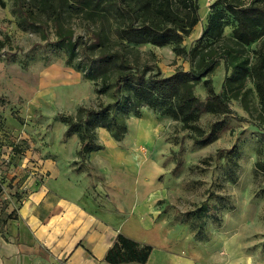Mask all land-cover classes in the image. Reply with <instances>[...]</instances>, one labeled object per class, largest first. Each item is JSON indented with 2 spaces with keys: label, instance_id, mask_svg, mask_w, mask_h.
Here are the masks:
<instances>
[{
  "label": "rangeland",
  "instance_id": "obj_1",
  "mask_svg": "<svg viewBox=\"0 0 264 264\" xmlns=\"http://www.w3.org/2000/svg\"><path fill=\"white\" fill-rule=\"evenodd\" d=\"M4 2V7L0 5V204L11 198L15 205L22 203L30 192L22 180L29 176L31 181L53 174L71 178L75 153L72 167L81 170L95 200L110 204L111 211H132L136 202L129 201L127 191L137 179H144L147 215L155 214L169 225L165 238V231L151 234L156 249L166 239L167 252L186 256L194 264H264V169L258 167L264 166V115L254 84L249 81L246 90L231 100L233 115L204 113L194 131L191 123L163 107L154 110L129 101L132 89L122 85L120 105L104 116L91 115L86 127L100 145L103 134L109 135L131 167L114 168L110 155L100 153L90 161L103 146L80 154V129L66 136L71 118L84 120L81 108L99 110L114 102L116 79L130 69L144 79L157 72L168 77L190 70L187 56L176 55L173 45L138 43L124 33L129 23L148 21L146 13L152 12L154 0H26L27 22L15 0ZM197 2L200 21L180 44L186 51L197 44L214 8L249 0ZM226 22L224 35L231 37L234 21L228 16ZM260 48L264 37L247 47L250 61ZM109 53L121 54L127 66L122 67L117 57L101 63ZM230 72L220 60L208 75L216 92ZM194 84L192 94L205 101V86ZM220 118H225V126L210 142L191 138L208 133ZM151 131L158 133L154 140ZM139 167L142 175L134 172ZM22 173L27 176L20 179ZM12 174L19 179L15 185L8 182Z\"/></svg>",
  "mask_w": 264,
  "mask_h": 264
},
{
  "label": "trees",
  "instance_id": "obj_2",
  "mask_svg": "<svg viewBox=\"0 0 264 264\" xmlns=\"http://www.w3.org/2000/svg\"><path fill=\"white\" fill-rule=\"evenodd\" d=\"M15 1L16 8L27 22L28 14L24 12L26 0ZM77 3L79 5L81 2ZM0 5L3 7L6 5L4 0H0ZM228 16L234 21L231 37L224 35ZM145 18L148 21L142 25L129 23L124 33L138 43H151L155 46L173 45L176 55L184 53L187 56L191 68L188 72L177 71L168 77H161L157 72L150 74L147 79H144L142 73L137 70L135 74L130 69L118 77L113 91L116 99L114 102L101 105L99 110L81 108L86 118L78 122H74L72 118L70 120L66 136L71 137L75 129H80L77 132L81 138L80 154L84 155L102 148L93 140L86 125L91 115L104 116L109 109L120 105L119 93L122 85L132 89V94L127 98L129 101L144 103L154 110L163 107L165 112L170 111L182 117L188 124L191 123V130L194 131L198 129L196 121L204 113H213L218 117L233 115L231 100L238 98L251 81L258 93L261 112L264 115V48L258 50L253 61H250L247 52V47L264 37V0H249L248 3L241 4L225 2L221 8H214L197 44L189 51L180 44L185 37L190 36L192 29L200 21L197 0H154L152 12H147ZM116 57L121 60L122 67L127 66L119 53L104 54L100 62L109 63L108 61ZM220 60L224 63L226 73L231 72L226 76L222 90L216 92L208 75L214 71ZM193 82L205 86L208 92L205 101L192 94L195 87ZM113 123L116 124V121ZM224 126L225 118H220L211 126L208 133L199 138L191 135V138L197 143L210 142ZM258 167L264 169L260 163ZM3 205L0 204V209ZM12 215L11 213L6 218L11 219ZM4 222V218L0 217V226ZM152 252L153 246L141 244L118 234L106 253L105 261L108 264H146Z\"/></svg>",
  "mask_w": 264,
  "mask_h": 264
},
{
  "label": "crops",
  "instance_id": "obj_3",
  "mask_svg": "<svg viewBox=\"0 0 264 264\" xmlns=\"http://www.w3.org/2000/svg\"><path fill=\"white\" fill-rule=\"evenodd\" d=\"M156 133L151 131L149 136L154 140ZM103 136L102 151L92 153L90 161L100 153L110 155L114 168H130L131 162L125 164L122 150L113 139L107 134ZM75 160V153L73 157L71 154V178L60 179L53 174L47 180L31 181L29 176L22 180L30 188L26 199L16 205L12 198L10 203H3L0 217L5 222L0 226V264H108L105 256L118 234L153 246L146 264H194L186 256L167 252L170 243L166 239L158 245L159 249L155 248L151 234L165 231V238L169 225L166 219L158 220L160 217L152 213L147 215L149 204L146 196H142L147 193L144 179H137L136 185L127 191L129 201L136 202L133 212L111 211L110 204L95 200L81 170L72 167ZM134 172L142 175L140 167ZM25 175L19 174V178ZM14 176L9 175L8 182L12 185L19 180ZM11 213L15 219L6 218Z\"/></svg>",
  "mask_w": 264,
  "mask_h": 264
},
{
  "label": "built area",
  "instance_id": "obj_4",
  "mask_svg": "<svg viewBox=\"0 0 264 264\" xmlns=\"http://www.w3.org/2000/svg\"><path fill=\"white\" fill-rule=\"evenodd\" d=\"M3 186L0 184V190H2ZM6 196V195H5ZM5 198V197H4Z\"/></svg>",
  "mask_w": 264,
  "mask_h": 264
}]
</instances>
